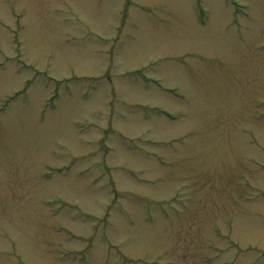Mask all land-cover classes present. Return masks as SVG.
I'll use <instances>...</instances> for the list:
<instances>
[{"label": "rangeland", "instance_id": "1", "mask_svg": "<svg viewBox=\"0 0 264 264\" xmlns=\"http://www.w3.org/2000/svg\"><path fill=\"white\" fill-rule=\"evenodd\" d=\"M0 264H264V0H0Z\"/></svg>", "mask_w": 264, "mask_h": 264}]
</instances>
